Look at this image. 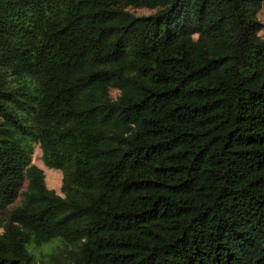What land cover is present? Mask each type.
Wrapping results in <instances>:
<instances>
[{"label": "trees", "instance_id": "trees-1", "mask_svg": "<svg viewBox=\"0 0 264 264\" xmlns=\"http://www.w3.org/2000/svg\"><path fill=\"white\" fill-rule=\"evenodd\" d=\"M262 2L0 0V264H264Z\"/></svg>", "mask_w": 264, "mask_h": 264}, {"label": "rangeland", "instance_id": "rangeland-1", "mask_svg": "<svg viewBox=\"0 0 264 264\" xmlns=\"http://www.w3.org/2000/svg\"><path fill=\"white\" fill-rule=\"evenodd\" d=\"M128 9L134 13V14H147L149 12H152L153 9L145 8V7H128ZM258 19L262 22V27L259 29L258 34L264 38V0L262 2V5L257 12ZM110 94L113 96L116 92L115 89L110 88L109 90ZM31 153H30V161L37 166H39L44 174V183L47 187L52 188L55 192L61 194L60 191V181H61V172L57 168L53 167H47L43 164L40 158V148L37 142L31 143ZM18 201V199H15V202ZM1 230V227H0ZM62 246L61 241L58 239V237H53L47 242H43L40 245H33L29 244L28 249L33 254L36 263L40 264L39 258H42L45 260L46 253L49 251L55 250Z\"/></svg>", "mask_w": 264, "mask_h": 264}]
</instances>
